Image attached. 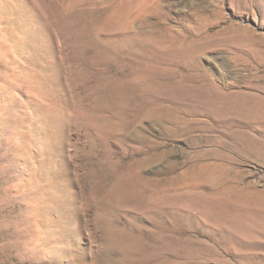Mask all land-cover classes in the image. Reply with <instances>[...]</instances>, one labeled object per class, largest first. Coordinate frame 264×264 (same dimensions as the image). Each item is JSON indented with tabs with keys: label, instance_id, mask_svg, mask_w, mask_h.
Returning <instances> with one entry per match:
<instances>
[{
	"label": "rangeland",
	"instance_id": "374dc122",
	"mask_svg": "<svg viewBox=\"0 0 264 264\" xmlns=\"http://www.w3.org/2000/svg\"><path fill=\"white\" fill-rule=\"evenodd\" d=\"M0 264H264V0H0Z\"/></svg>",
	"mask_w": 264,
	"mask_h": 264
}]
</instances>
